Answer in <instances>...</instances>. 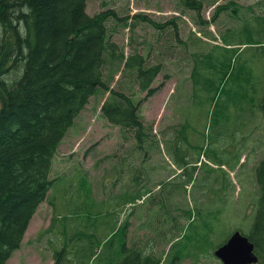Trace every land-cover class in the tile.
<instances>
[{
  "label": "trees",
  "instance_id": "obj_1",
  "mask_svg": "<svg viewBox=\"0 0 264 264\" xmlns=\"http://www.w3.org/2000/svg\"><path fill=\"white\" fill-rule=\"evenodd\" d=\"M183 1L199 13L201 24L209 23L200 15L205 0ZM224 11L236 16L239 13L236 1L218 5L212 21ZM113 16L118 17L112 10L89 15L87 0H0V264H7L21 248L39 206L46 200L55 204L54 198H50L55 153L92 96L100 91L109 92L101 113L108 122L133 135L134 147L149 152L155 145L140 114L141 99L137 95L155 93L157 88L152 85L162 72V64H149L148 55L139 47H133V52L127 55L118 42L110 40L107 21ZM141 20L158 29L174 23L178 30L174 20L157 23L143 13L133 16L131 28ZM221 37L225 47L213 45L202 52L191 74L194 95L219 93L212 96L218 111L213 110L210 116L211 131L217 134L215 140L211 137L210 144L217 146L227 135L224 125L227 116L233 119V111L246 112L249 104L261 109L264 115V75L255 70L257 54L245 55L250 49L264 52V14L254 12L253 18L245 16L242 24L228 28ZM107 69L111 70L106 76ZM119 72L133 76L137 89L131 87L127 93L122 81L119 89L112 88L110 83ZM186 123L187 120L181 123L172 140V154L182 169L180 175H188L184 177L187 184L196 175L197 165L192 160L202 164L201 155L208 158L201 146L183 136ZM182 139L188 144L183 155L175 150ZM191 150L196 154L191 155ZM243 155H235L238 163ZM214 165L217 164L211 167L216 168ZM256 179L260 197L248 236L255 243L261 264L264 263V157L256 165ZM143 187L135 194L127 193L124 201H135L148 193ZM185 210L183 214L189 222L186 227L179 225L178 234L168 237L163 255L156 250L154 238L145 244L133 240L128 220L107 226L104 231L103 224L96 225L92 219L90 225L76 223L71 228L63 222L64 216L58 224L55 215L52 227L57 225L62 234L55 239L57 245L50 240L54 243L55 264H98L97 260L102 258L104 264H176V260L187 257L200 264L203 254H213L219 246L211 240L216 228L198 224L201 207H196V211ZM51 231H42L38 240ZM156 235L159 236L158 232ZM178 241L182 244L181 255L168 258Z\"/></svg>",
  "mask_w": 264,
  "mask_h": 264
},
{
  "label": "rangeland",
  "instance_id": "obj_2",
  "mask_svg": "<svg viewBox=\"0 0 264 264\" xmlns=\"http://www.w3.org/2000/svg\"><path fill=\"white\" fill-rule=\"evenodd\" d=\"M230 1L205 0L200 15L209 23L201 24L199 13L186 6L183 0H87V13L91 16L108 10L118 15L107 21L108 35L127 55L133 52V47H139L148 55L149 64H162V72L153 84L157 87L155 93L146 96V92H142L137 97L143 99L140 113L155 145L149 152L134 147L133 135L110 124L101 113V105L109 93L100 91L94 95L55 153L51 178L58 179L50 194L55 204L46 200L39 206L21 248L7 264H55L52 242L57 245L55 239L62 236L57 225L52 227L55 215L58 224L64 216L63 222L71 228L76 223L90 225L91 219L96 225L103 224L104 231L107 226L117 223L122 217L120 206L124 195L121 194L132 189L131 182L136 183L142 173L138 186H145L142 190L148 193L143 203L131 209L134 215H130L129 233L133 240L145 244L154 238L156 250L163 255V250L168 248V237L178 234V226L184 224L186 227L189 222L183 214L185 209L196 211V207L202 208L201 217L196 220L198 224L216 228L211 234L215 245L227 239L236 228L249 233L260 197L256 165L264 157L263 112L258 108L259 112L250 120L248 111L255 106L248 104L249 109L244 113L233 111V119L226 117L224 129L227 135L221 138L218 146L211 145V137L215 140L217 136L211 131L210 117L213 110L218 111L216 101L205 94L191 95L195 92L191 74L198 56L213 45L225 47L222 33L242 24L245 16L253 18L254 12L264 14V0H235L239 10L236 16L224 11L212 21L217 6ZM138 13L157 23L174 20L178 30L174 23L158 29L142 20L131 28L133 16ZM252 54H257L254 63L257 74L264 75V52L250 49L245 55ZM110 70L105 71L106 76ZM120 81L127 93L131 87L137 89L133 76L121 72L110 86L119 89ZM185 120L183 136L201 146L208 158L205 160L201 155L203 163L197 167L193 184L191 181L185 183L184 177L188 175H175L181 168L175 165V154H172V140ZM187 148V142L182 139L175 150L183 155ZM193 154L196 151L191 150ZM236 154H244L240 163ZM195 161L193 159L192 164ZM209 163L217 164V167L213 168ZM211 168L213 171L209 172ZM140 190L135 187L131 193ZM113 211L119 212V216ZM51 229L38 240L42 231ZM181 248L178 241L168 258L181 255ZM97 262L104 264L105 259ZM199 262L222 264L211 253L203 254ZM175 263L195 264L188 257Z\"/></svg>",
  "mask_w": 264,
  "mask_h": 264
},
{
  "label": "water",
  "instance_id": "obj_3",
  "mask_svg": "<svg viewBox=\"0 0 264 264\" xmlns=\"http://www.w3.org/2000/svg\"><path fill=\"white\" fill-rule=\"evenodd\" d=\"M215 254L223 264H252L259 260L254 243L239 230L217 248Z\"/></svg>",
  "mask_w": 264,
  "mask_h": 264
},
{
  "label": "bare ground",
  "instance_id": "obj_4",
  "mask_svg": "<svg viewBox=\"0 0 264 264\" xmlns=\"http://www.w3.org/2000/svg\"><path fill=\"white\" fill-rule=\"evenodd\" d=\"M75 27V26H74ZM74 33V32H73Z\"/></svg>",
  "mask_w": 264,
  "mask_h": 264
}]
</instances>
